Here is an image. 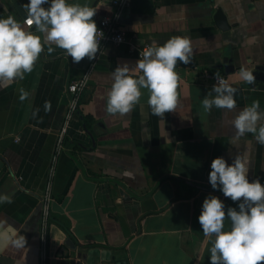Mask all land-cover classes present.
Here are the masks:
<instances>
[{
  "label": "crops",
  "instance_id": "0c3cea01",
  "mask_svg": "<svg viewBox=\"0 0 264 264\" xmlns=\"http://www.w3.org/2000/svg\"><path fill=\"white\" fill-rule=\"evenodd\" d=\"M26 2L0 0V15L12 14L35 30L25 23ZM69 2L96 7L97 25L116 12L111 0ZM219 9L227 29L214 19ZM120 23L139 46L191 38V62L178 61L175 69L179 103L158 116L142 89L129 113L107 112L112 70L138 60L127 45L108 44L95 58L73 62L47 42L24 79L0 81V193L11 196L0 202V263L211 264L214 237L199 223L202 202L213 194L226 207L237 204L211 187V161L224 156L231 162L240 154L250 162V179L264 183V144L253 133L233 144L230 123L253 101L264 108V0H132ZM48 46L55 50L47 52ZM241 66L254 81L240 78ZM87 70L88 87L58 149L69 84ZM214 73L238 88L234 109L205 110L202 100L213 85L207 76ZM22 88L29 93L23 101ZM48 184L52 201L44 226ZM21 235L26 245L17 248L12 241Z\"/></svg>",
  "mask_w": 264,
  "mask_h": 264
},
{
  "label": "clouds",
  "instance_id": "9594fccd",
  "mask_svg": "<svg viewBox=\"0 0 264 264\" xmlns=\"http://www.w3.org/2000/svg\"><path fill=\"white\" fill-rule=\"evenodd\" d=\"M22 7L26 24H35V30L26 28L12 14L0 15V81L24 79L47 42L64 49L73 62L96 57L102 35L93 19L96 7L69 0H27ZM54 50L47 47L49 53ZM192 55L190 37L176 35L163 43L151 40L134 66L125 61L112 70L107 112L129 113L140 101L142 89L149 90L147 102L154 114L163 116L166 111L174 110L179 103L177 85L180 79L175 69L178 61L190 63ZM132 71L135 74H130ZM239 76L248 83L255 79L253 72L244 66ZM214 79L216 83L202 100L205 110L213 106L234 109L238 88L219 73H214ZM28 95L20 89V100ZM230 123L234 129L233 144H238L246 133L255 134V141L264 144V108L259 101L241 109ZM210 169L211 187L237 202L235 206L226 207L225 201L213 194L202 202L199 223L205 236L214 237L210 247L211 264L264 262V183L260 178L250 179V162L240 154L233 156L231 162L224 156H217L211 161ZM3 201L11 202V196L0 193V202ZM225 218L230 221V228H225ZM12 243L23 248L26 239L21 235Z\"/></svg>",
  "mask_w": 264,
  "mask_h": 264
},
{
  "label": "built area",
  "instance_id": "2783aa9c",
  "mask_svg": "<svg viewBox=\"0 0 264 264\" xmlns=\"http://www.w3.org/2000/svg\"><path fill=\"white\" fill-rule=\"evenodd\" d=\"M131 1L132 0H111L113 7L116 9V12L111 16L103 17L97 25L98 29L102 33L99 41V52H101L108 44L127 45L128 51L131 55L136 56L138 59L142 58L143 50L149 44L139 46L134 41V37L130 35L120 23V15L122 14V12L130 8ZM33 25L27 26L31 27ZM207 77L212 79L213 84L216 83L214 76L208 75ZM89 78L90 70H87V72H85V74L79 80H75L69 84L68 91L71 94V97L65 114L66 126L62 130L61 136L59 137L58 149L62 147L64 134L67 131V126L73 120L79 110L80 96L82 92L88 87ZM51 187L52 186L48 184L42 198V215L44 226L47 225L50 203L52 201ZM42 264H46V262L43 261Z\"/></svg>",
  "mask_w": 264,
  "mask_h": 264
},
{
  "label": "water",
  "instance_id": "95a60500",
  "mask_svg": "<svg viewBox=\"0 0 264 264\" xmlns=\"http://www.w3.org/2000/svg\"><path fill=\"white\" fill-rule=\"evenodd\" d=\"M214 19L218 21V23L220 25V28L227 29V27H229L228 25L220 24V22L224 20V16H223L222 11L220 9L217 10V12L215 13ZM66 245L69 248H71L72 250H76V247H75V245L72 244L71 240H67L66 241ZM77 258L78 259L80 258V254L79 253L77 254ZM64 264H82V263L80 261L77 262L74 259L68 258L67 260H65Z\"/></svg>",
  "mask_w": 264,
  "mask_h": 264
}]
</instances>
